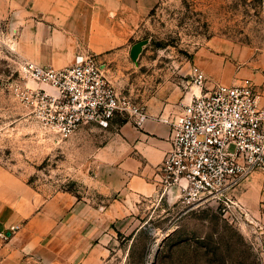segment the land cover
Returning <instances> with one entry per match:
<instances>
[{
    "label": "rangeland",
    "instance_id": "rangeland-1",
    "mask_svg": "<svg viewBox=\"0 0 264 264\" xmlns=\"http://www.w3.org/2000/svg\"><path fill=\"white\" fill-rule=\"evenodd\" d=\"M14 1L0 0V163L41 199L60 190L91 194L76 169L82 155L76 152V133L60 137L27 99L31 91H53L25 69L28 63L69 66L92 53L90 45L97 46L106 34L110 47L98 55L106 77L121 95L143 104L166 82H185L194 67L210 85L229 84L242 79L241 70L264 60V0H90L89 23L77 16L76 11L87 10L81 6L61 5L57 13H66L44 18L41 1L33 7L30 0ZM207 50L217 56L203 63ZM70 53L74 59L65 63ZM124 120L116 116L107 124ZM251 180L264 181V170L242 183ZM124 204V214L114 216L104 231L90 233V241L81 240L89 233L77 231L74 217L68 216L59 253L51 256L54 262L264 264V223L248 215L234 193L229 200H208L189 211L159 192ZM28 264L48 263L36 258Z\"/></svg>",
    "mask_w": 264,
    "mask_h": 264
},
{
    "label": "crops",
    "instance_id": "crops-1",
    "mask_svg": "<svg viewBox=\"0 0 264 264\" xmlns=\"http://www.w3.org/2000/svg\"><path fill=\"white\" fill-rule=\"evenodd\" d=\"M30 1L32 7L41 1L44 9L41 15L44 18L66 13L67 10L64 13L59 10L57 13L56 9H61V5H71L72 8L77 5L87 9L82 13L76 11L77 16L84 17L82 21L86 23L91 19L90 0H70L69 4L61 0ZM20 6L27 7L28 4L26 6L22 3ZM111 39L103 34L97 46L90 45L91 52L101 54L110 47ZM74 56L75 53L65 55V63L74 59ZM204 56L207 60L202 62L209 63L217 55L207 50ZM197 62L201 63L200 60ZM198 66L202 69V65ZM249 67L241 70L239 75L241 78L251 79L257 85L261 103H264V60L253 62ZM189 71L191 76L185 82H166L165 84L169 85L157 88L152 97L142 104L148 117L141 125H136L126 118L118 123L110 122L108 126L97 123L83 125L75 131L76 152L80 149L82 153L80 160H76V169H80L81 174L86 177L90 198L60 190L41 199L28 182L0 163V233L4 232L8 237L6 241H2L0 237L2 263L28 264L30 260L42 258L43 262L57 264L51 256L59 253V242L66 231L68 216L74 217L77 231L89 233L82 236L81 240L90 241L93 238L90 233L104 231L112 223L114 216L124 214V203L128 200H137L157 192L169 201L178 199V187L173 186L166 193H162L158 182V168L171 148V121L194 95L213 85L208 82L204 86L194 84L191 70H187ZM235 81L237 79L233 82ZM263 188L264 181L251 180L242 183L234 192L247 209V214L250 212V215L262 223ZM248 193L251 195L250 202ZM96 197L98 202L95 201ZM103 200L107 202H102ZM13 225H19V228L10 232L9 229Z\"/></svg>",
    "mask_w": 264,
    "mask_h": 264
},
{
    "label": "built area",
    "instance_id": "built-area-1",
    "mask_svg": "<svg viewBox=\"0 0 264 264\" xmlns=\"http://www.w3.org/2000/svg\"><path fill=\"white\" fill-rule=\"evenodd\" d=\"M25 69L40 83L27 99L44 125L65 138L83 125H107L123 116L141 125L146 108L121 95L106 77L96 54H87L58 69L28 63ZM193 83L206 79L192 69ZM264 170V103L249 78L213 84L194 95L171 121V148L158 168L162 193L176 186L184 211L208 200H229L253 172ZM19 225H13V232ZM0 237L7 238L4 232Z\"/></svg>",
    "mask_w": 264,
    "mask_h": 264
},
{
    "label": "water",
    "instance_id": "water-1",
    "mask_svg": "<svg viewBox=\"0 0 264 264\" xmlns=\"http://www.w3.org/2000/svg\"><path fill=\"white\" fill-rule=\"evenodd\" d=\"M7 234H10V233H7Z\"/></svg>",
    "mask_w": 264,
    "mask_h": 264
}]
</instances>
